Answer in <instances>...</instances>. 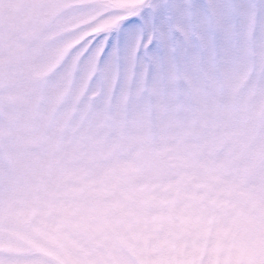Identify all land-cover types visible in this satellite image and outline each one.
<instances>
[{
  "label": "snow or ice",
  "instance_id": "snow-or-ice-1",
  "mask_svg": "<svg viewBox=\"0 0 264 264\" xmlns=\"http://www.w3.org/2000/svg\"><path fill=\"white\" fill-rule=\"evenodd\" d=\"M0 264H264V0H0Z\"/></svg>",
  "mask_w": 264,
  "mask_h": 264
}]
</instances>
